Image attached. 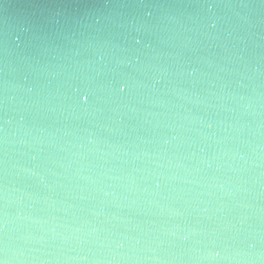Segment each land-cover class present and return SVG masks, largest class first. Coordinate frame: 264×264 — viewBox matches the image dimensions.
<instances>
[{
	"label": "water",
	"instance_id": "water-1",
	"mask_svg": "<svg viewBox=\"0 0 264 264\" xmlns=\"http://www.w3.org/2000/svg\"><path fill=\"white\" fill-rule=\"evenodd\" d=\"M0 261L264 264V0H0Z\"/></svg>",
	"mask_w": 264,
	"mask_h": 264
},
{
	"label": "clouds",
	"instance_id": "clouds-1",
	"mask_svg": "<svg viewBox=\"0 0 264 264\" xmlns=\"http://www.w3.org/2000/svg\"><path fill=\"white\" fill-rule=\"evenodd\" d=\"M219 256H220V253H212V252H209L205 258L206 259H210V260H215ZM221 258L228 259L229 257L224 256V257H221ZM0 264H5V262L4 261H0Z\"/></svg>",
	"mask_w": 264,
	"mask_h": 264
}]
</instances>
